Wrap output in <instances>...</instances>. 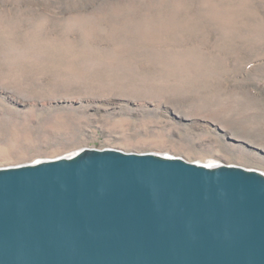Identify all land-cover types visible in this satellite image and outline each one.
Instances as JSON below:
<instances>
[{"label": "rangeland", "instance_id": "obj_1", "mask_svg": "<svg viewBox=\"0 0 264 264\" xmlns=\"http://www.w3.org/2000/svg\"><path fill=\"white\" fill-rule=\"evenodd\" d=\"M92 148L264 173V0H0V168Z\"/></svg>", "mask_w": 264, "mask_h": 264}, {"label": "water", "instance_id": "obj_2", "mask_svg": "<svg viewBox=\"0 0 264 264\" xmlns=\"http://www.w3.org/2000/svg\"><path fill=\"white\" fill-rule=\"evenodd\" d=\"M0 264H264V173L94 148L0 168Z\"/></svg>", "mask_w": 264, "mask_h": 264}, {"label": "bare ground", "instance_id": "obj_3", "mask_svg": "<svg viewBox=\"0 0 264 264\" xmlns=\"http://www.w3.org/2000/svg\"><path fill=\"white\" fill-rule=\"evenodd\" d=\"M143 142V141H142Z\"/></svg>", "mask_w": 264, "mask_h": 264}]
</instances>
